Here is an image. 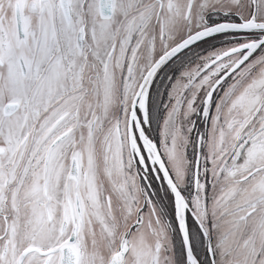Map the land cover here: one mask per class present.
I'll list each match as a JSON object with an SVG mask.
<instances>
[{"label": "snow or ice", "instance_id": "obj_1", "mask_svg": "<svg viewBox=\"0 0 264 264\" xmlns=\"http://www.w3.org/2000/svg\"><path fill=\"white\" fill-rule=\"evenodd\" d=\"M0 264H264V0H0Z\"/></svg>", "mask_w": 264, "mask_h": 264}]
</instances>
